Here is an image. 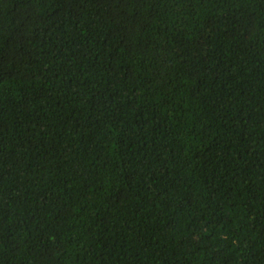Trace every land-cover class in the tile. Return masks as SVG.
Masks as SVG:
<instances>
[{
	"label": "trees",
	"instance_id": "1",
	"mask_svg": "<svg viewBox=\"0 0 264 264\" xmlns=\"http://www.w3.org/2000/svg\"><path fill=\"white\" fill-rule=\"evenodd\" d=\"M0 264H264V0H0Z\"/></svg>",
	"mask_w": 264,
	"mask_h": 264
}]
</instances>
